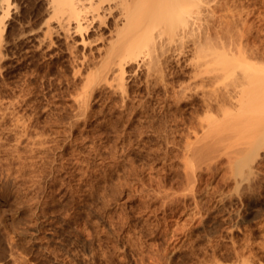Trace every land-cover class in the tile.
<instances>
[{"label":"rangeland","instance_id":"1","mask_svg":"<svg viewBox=\"0 0 264 264\" xmlns=\"http://www.w3.org/2000/svg\"><path fill=\"white\" fill-rule=\"evenodd\" d=\"M20 2L30 10L31 2ZM249 2L254 16L230 20L236 29L219 41L242 42L263 63L264 7ZM16 22L0 50V264H264V245L258 247L264 244L263 149L259 166L251 163L256 173L220 152L216 170L210 171L212 162L210 173L203 164L197 169L203 174L195 195L187 193L188 181L184 188L186 131L210 115L194 85L204 75L193 68L197 36L163 45L158 77L127 66L122 98L121 85L87 80L88 87L84 71L73 74L82 49L78 35L52 34V43L39 45L41 33L19 34ZM185 84L199 93L183 90ZM84 90L90 97L83 111L74 99Z\"/></svg>","mask_w":264,"mask_h":264},{"label":"bare ground","instance_id":"2","mask_svg":"<svg viewBox=\"0 0 264 264\" xmlns=\"http://www.w3.org/2000/svg\"><path fill=\"white\" fill-rule=\"evenodd\" d=\"M25 1H29L31 2L30 4H32L31 8L29 7L30 10L27 12L21 5L20 0H0V50L2 49L1 44L3 43V37H5L7 33H9V26L10 24H12L11 20H15L20 23V25L18 26L19 29H17L20 30L19 34H22L24 32L26 35L27 31L41 33L39 34V36L42 35L43 39H40L38 41L39 45L44 40L50 42L49 40H51L50 36H52V34L54 35L62 33L66 36L78 35V40L82 46V49L81 56H78L76 61L78 62L76 65V72L73 71V74L84 71L86 73L84 79H86L85 82H87L86 85L88 87L90 86V83L88 84V81H99V83H101L100 81H104L106 84L110 83L111 86H117L118 90L122 89L120 86L118 87V85L123 86V84H125L124 77L126 76L124 74L126 73V67L129 65L132 66V64H134L135 69L145 67V71H149V75H155L156 73L161 72V69H163L161 65H163L165 61H161V56L163 53H166V50H168L165 46H174L173 44L175 43L179 44V42L181 41H179V39H181L182 37L184 38V36H187L189 34H194L195 36H197L196 38L198 42L195 40V42H197V45H195L196 43L194 42V44L192 43L195 48H193L194 52L192 55V57L195 58L193 60L195 67L193 68L198 70L199 76H202V74H204L203 76L205 77L202 76V79H200V77L197 75V78L199 77L200 79V81H198L201 83V85H199L200 83H193L194 85H196V88H193H195L196 90L198 88L197 86H199V89L197 90L199 91L201 87L202 90L200 91L201 93H204V91L206 92V89L204 87L211 86V88L207 87L208 93H200L201 99L203 97L205 99H202L204 100L202 101V104L204 105V108H206V111H204L210 113V115L207 114V117L206 115L204 116L206 118L203 117L200 120L198 119L199 124H197L198 121H196L195 125L197 124L196 126H199L198 128L201 130L200 135L199 133L197 134L196 130H198V128L196 126L195 127L197 129L192 127L195 129V131L190 127L194 126L191 123V125L189 126V130L191 131V133H189L190 131L187 132L188 130L186 131V133H188V136L193 134L194 138H192V136L190 138L193 140L189 139L190 141H187V138L189 137L185 134L184 138L187 137L186 143L184 142V146L182 143L183 147L179 145V147L185 148V155H182L183 150L180 148L182 150H180L181 155L186 159V162L185 160L181 161H183V163L185 162L187 166V171L185 170L186 166L183 167L185 168V171L182 168L184 172L183 176L187 172L185 175L186 178H184L186 180L185 184L187 183V185H185L184 188L186 189V186H188L189 182L190 186L188 187V191L191 192L187 193L194 192L193 194L195 195L197 186L194 188V183L195 181L198 182V180H196L197 174L199 172L198 170L203 168L202 164L205 165L204 167H206L203 168V170L206 169L204 171L205 173L207 170V173H210V171L212 170H216L215 168L217 167L215 165L218 163H215L217 161L216 158H218V161L222 159L219 158V156L221 157L220 152H225L222 154H226L224 156H227V160L229 162L234 159V163H230L235 164L237 168L241 169L245 168L246 166L248 168V170H246L247 172L249 171L250 174H253L254 172L256 173V171L252 170V164L253 162H255L254 165L257 164L259 166V151L260 149L261 153H263L262 149L264 151V62L262 63L263 59L260 61H258V59L254 61V59H256L255 57L258 56V52L255 55L254 52H251L250 49H246L248 51L250 50L249 52L245 51V49L242 48V42L237 43L239 41L233 40L237 43L236 44L230 38V41L227 43L230 44V42L232 41L233 47H231L232 45L229 46L228 44L224 43V40H226L227 38L219 41V39L222 38V34H226L225 36L227 37L228 34H230L229 32L232 33L234 32V29H236L231 28L233 26L235 27V25H229L231 22L230 20H234V18L236 17L237 19H240L243 15L244 17L245 15L247 17L248 14H253L254 16L255 10L257 8L255 9L254 6H250V0ZM254 1L263 4L264 7V0ZM260 6L258 7L259 9ZM255 17L258 18V14ZM209 21L211 23H209ZM242 25L243 29H246L245 23H243ZM92 31H95L94 35L91 34ZM259 31L263 30L259 29ZM212 34L215 35V37H217L218 39H213V41L210 37ZM201 35H203V39L200 37ZM240 35L242 36V33ZM48 38L49 40H47ZM66 38L65 40H67ZM34 40H36V38H34ZM215 40H217V43H215ZM218 41L220 43H218ZM52 42L53 41L51 40V43ZM39 45L37 47H39ZM163 45H165V48H163ZM252 54H254L255 56H253ZM193 63L192 65H194ZM151 71L155 73L150 74ZM158 76H160V74H156V77ZM219 81L220 83H218ZM194 82L196 83L197 81ZM207 83L209 85H207ZM186 84L188 85V83ZM186 84L182 86L183 90H186L184 89L186 87L187 89L189 88ZM193 84L190 83V87H192ZM213 84L215 85L213 86ZM91 89L93 90V85ZM85 90L84 92H82V94L80 93L82 96L78 94L79 97L77 96L78 98L75 97L74 99L75 103H79V105L82 107L83 111V106L85 107V105H87V100L89 101L88 98L90 97V95H88V98L86 97L87 95H85ZM195 90L193 91L195 92ZM120 91V93L125 94H122L123 96L120 94L122 98L124 96L126 97L127 93L124 86ZM197 93L199 92L196 91L194 94ZM214 108L218 112H220V115H217L218 112L216 113ZM211 110H214L217 117L214 116V113ZM228 147H231L230 150H227ZM261 158L264 159V155L263 157L261 156ZM211 162L213 163L212 169L209 168ZM219 164H217L218 167ZM243 164L244 167L241 166ZM252 171L253 173H251ZM200 172L199 174H201L203 171L201 173ZM199 174L198 176H200ZM193 188L196 190L193 191ZM173 193L174 192H172V194ZM187 193L186 195H189ZM176 194L179 195V193ZM163 195L164 194H162V196ZM183 195L185 194L181 193V196L179 195L178 198L180 197L179 199H181ZM190 195V197H192V194ZM194 195L193 198L195 197ZM163 197L167 196L164 195ZM171 197L174 196L172 195ZM172 201H174V199ZM179 201H177L176 203H178ZM170 202L168 204H171ZM257 213L258 211L255 212V215ZM262 221L263 219L261 220V222ZM260 223V226L257 223L255 224V226L258 225L259 227H261L262 224ZM259 236L262 237V234H259ZM258 243V247L260 246V244L264 245L262 241H258ZM244 245L245 244L243 243L242 246L247 248V246ZM243 247H241V249L239 250L242 251ZM247 249L249 250V246ZM259 250L261 249L259 248ZM241 251L240 254H242ZM239 255L237 256L239 257ZM252 256H255L254 253ZM252 256L249 257H251L253 260V258L255 257ZM240 257L243 260L245 256L240 255ZM259 258L261 259V257ZM259 258H256L257 260H254H256L257 262ZM241 259L240 261H242ZM244 259H246V257ZM243 261L241 263L245 264L246 260L244 262ZM258 262L261 263V261ZM251 263L252 262H250L249 264ZM261 264H263V261Z\"/></svg>","mask_w":264,"mask_h":264}]
</instances>
